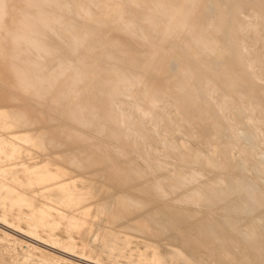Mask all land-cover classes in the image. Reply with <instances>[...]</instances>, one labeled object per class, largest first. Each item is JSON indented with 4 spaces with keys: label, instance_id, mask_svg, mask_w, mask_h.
Wrapping results in <instances>:
<instances>
[{
    "label": "bare ground",
    "instance_id": "1",
    "mask_svg": "<svg viewBox=\"0 0 264 264\" xmlns=\"http://www.w3.org/2000/svg\"><path fill=\"white\" fill-rule=\"evenodd\" d=\"M0 131L11 158L24 143L25 156L44 157L0 165V202L17 196L7 182L18 171L31 197L63 199L77 225L89 191L64 181L98 175L116 185L98 203L109 223L180 233L196 218L209 256L215 245L257 264L264 0H0ZM148 201L153 212L141 216Z\"/></svg>",
    "mask_w": 264,
    "mask_h": 264
},
{
    "label": "rangeland",
    "instance_id": "2",
    "mask_svg": "<svg viewBox=\"0 0 264 264\" xmlns=\"http://www.w3.org/2000/svg\"><path fill=\"white\" fill-rule=\"evenodd\" d=\"M178 134L179 132L173 131L174 138ZM2 137L0 131V165L2 164L3 168H9L10 165H6L9 162L24 163L25 166L29 165V167L32 166L31 161L39 162V164L44 162L42 151L38 148L34 149L37 151V155L25 156V145L30 147L26 143L23 144L20 152L11 158V145L8 140L2 141ZM192 142L196 143V141ZM199 145L202 146L201 143ZM256 175L260 177L259 186L264 188V170L258 169ZM94 176V179L91 180L78 178L71 174L64 181V183H72L76 189L89 191V206L80 208V211L88 209L87 215L76 214L78 224L75 225L68 219L71 215L70 207L63 199L31 197L30 188L25 183L28 177L16 171L14 177L17 183H7L10 184L8 185L10 187L12 185L16 187L14 191L17 196L7 193L0 202V264H195L198 260L207 264H250L249 260L243 259L238 251H231L227 259L226 257L222 258V255L217 254L219 249L214 245L216 243L213 244V255L209 256L206 248L201 244L200 233L194 234L192 230L193 225L201 226V221L196 218H189L188 221L179 224L180 233H177L174 228L161 232L152 224L151 232L154 234L147 231L139 232L132 221L128 224L123 222L119 224L109 223L108 216L102 213L98 203H101V200L103 201L105 198L106 189L111 190L116 185L113 180L102 179L98 175ZM91 184L97 187V194L95 192L94 194L93 190H91L92 193L90 192ZM21 193V202L15 203L14 198L20 196ZM34 201L39 204L38 208L34 207ZM152 203L146 202L143 208L145 212L142 210L141 216L153 212ZM75 213L78 211L72 214ZM126 225L130 228H124ZM174 227L177 226L174 225ZM211 231L213 232L212 229ZM101 232L104 234L112 233L115 238L114 241H103L100 238ZM179 234L190 235L196 245L193 242L183 243ZM23 241L26 243L24 244ZM238 241L241 242L242 240L239 239ZM20 243L21 245H19ZM169 249L178 250L185 255L191 253L193 254L192 260L185 263L180 259H169L170 256L167 254ZM246 253L247 255L250 254L248 247ZM230 257H233L230 259L232 261L229 260ZM257 264H264V246L259 248Z\"/></svg>",
    "mask_w": 264,
    "mask_h": 264
}]
</instances>
